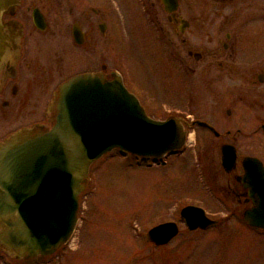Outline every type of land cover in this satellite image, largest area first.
<instances>
[{
    "label": "flooded vegetation",
    "instance_id": "af4514ba",
    "mask_svg": "<svg viewBox=\"0 0 264 264\" xmlns=\"http://www.w3.org/2000/svg\"><path fill=\"white\" fill-rule=\"evenodd\" d=\"M124 1L16 0L0 14V141L54 123L50 104L71 77L96 73L108 83L119 77L148 115L160 112L152 118L178 117L186 142L193 131L199 174L209 159L223 198L248 225L243 213L257 206L264 190V0ZM133 50L152 76V68L166 66V86L174 75V90L164 87L170 96L157 80L136 78ZM186 148L145 160L165 166ZM68 244L26 259L0 249V264L54 258Z\"/></svg>",
    "mask_w": 264,
    "mask_h": 264
},
{
    "label": "water",
    "instance_id": "95a60500",
    "mask_svg": "<svg viewBox=\"0 0 264 264\" xmlns=\"http://www.w3.org/2000/svg\"><path fill=\"white\" fill-rule=\"evenodd\" d=\"M15 3L0 0V14ZM50 110V126L22 128L0 141V249L11 257L48 256L68 241L94 161L113 149L157 160L186 140L178 117H150L119 77L108 83L96 73L75 75L61 84ZM261 196L243 216L264 229V190ZM180 218L188 230L216 224L195 205L181 208ZM177 234L176 222L167 221L147 230L145 238L161 246Z\"/></svg>",
    "mask_w": 264,
    "mask_h": 264
},
{
    "label": "rangeland",
    "instance_id": "374dc122",
    "mask_svg": "<svg viewBox=\"0 0 264 264\" xmlns=\"http://www.w3.org/2000/svg\"><path fill=\"white\" fill-rule=\"evenodd\" d=\"M121 15L125 21L126 15ZM131 59L138 80L149 84L157 80L161 91H167L162 78L166 66L152 68V76L136 50ZM170 75L173 85L166 88L174 90L175 77ZM192 132L184 155L166 158L165 166L149 167L147 160L115 149L94 161L79 195L78 222L69 244L54 258L23 264H264V230L246 225L234 204L223 198L221 176L209 159L206 171L199 174ZM207 143L206 137L201 142L204 152ZM187 205L203 208L217 225L188 230L180 219V210ZM167 221L178 226L169 243L156 246L145 240L147 230Z\"/></svg>",
    "mask_w": 264,
    "mask_h": 264
}]
</instances>
